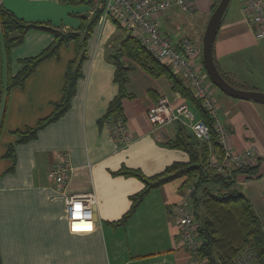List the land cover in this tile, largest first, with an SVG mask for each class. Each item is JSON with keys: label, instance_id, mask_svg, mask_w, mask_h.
<instances>
[{"label": "crops", "instance_id": "crops-1", "mask_svg": "<svg viewBox=\"0 0 264 264\" xmlns=\"http://www.w3.org/2000/svg\"><path fill=\"white\" fill-rule=\"evenodd\" d=\"M216 1L196 0L194 13H199L200 24L209 20ZM2 5L29 21L50 17L47 20L53 24V16H59L62 21L57 26L64 31L77 29L81 23L78 17L70 16L74 11L69 5L59 0H2ZM87 11L93 12L91 8L83 12ZM168 13L159 22L172 21ZM229 14L215 41L217 63L224 72L255 88L251 90L264 92V38L255 35V26L247 21L240 1ZM105 22H99L89 41V57L83 63L70 109L27 142H18L17 131L35 127L54 111L63 96L69 64L77 54L76 44L62 46L59 56L38 65L23 86L10 89L8 71L15 76L23 67L22 59L39 54L54 36L32 29L12 49L9 59L4 55L5 89L0 102V264H194L192 250L180 242L175 211L187 191L182 187V178L151 191L125 225L112 223L130 208L131 195L144 187L141 180L114 172L126 165L153 175L175 161L188 160V154L167 144L176 136V123L155 125L147 116L159 97L166 95L171 102L179 103L182 95L173 90L166 76L155 78L138 65L129 72L127 89L132 96L122 101L132 142L116 147L105 122L99 123L119 91L114 80L116 67L107 59V46L116 33V25L111 22L106 28ZM123 35L121 31L116 38ZM183 37L173 43L178 46ZM199 38L197 32L192 39L201 47ZM210 87L218 117L230 131L233 149L251 145L259 149L262 162L258 174L248 178L239 173L237 183L264 228V103L234 98L212 84ZM13 144L16 165L14 171L7 172L13 159L6 154ZM62 152L69 153L73 167L66 192L82 194L93 190L96 194L93 210L97 217L92 229L71 224L64 192L57 189L50 176Z\"/></svg>", "mask_w": 264, "mask_h": 264}, {"label": "trees", "instance_id": "trees-1", "mask_svg": "<svg viewBox=\"0 0 264 264\" xmlns=\"http://www.w3.org/2000/svg\"><path fill=\"white\" fill-rule=\"evenodd\" d=\"M59 2L70 6L89 5L93 12L92 14L88 11L73 12L72 14L75 17L80 18L81 23L77 29L64 31L60 26L54 25L51 22L28 21L18 17L11 10L3 7V5L0 7V51L3 56H6V59L7 57L8 59L10 58L12 49L21 44L26 34L32 29L44 30L52 33L54 36L53 42L39 54L22 59L23 67L15 76L10 74V70L8 71V89L16 85L23 86L38 65L46 59L59 56L62 46L68 45L71 42L76 44L77 54L70 62L66 72L61 100L55 104L54 111L41 119L35 127L28 128L25 131H17L20 137L18 142H27L35 138L40 129L58 120L70 109L72 98L76 92L77 82L83 74V63L89 57V41L93 36L95 28L104 17V1L59 0ZM219 2L220 0H217L213 5L212 12ZM107 20L113 22L124 35L119 39L116 38L107 46V59L116 67L114 80L119 85V91L110 101L107 112L99 120V123L102 124L108 119H114L112 117L114 114L124 116L122 101L124 98L132 96L127 89L129 72L135 65H138L155 78L166 76L170 79L173 84V90L182 95V101L193 107L197 119L205 121L210 129V140L202 141L186 125L176 122V136L174 139L168 141L167 144L172 148L186 152L188 160L175 161L163 171L153 175H147L139 168L126 165H123L119 170L114 172L115 175L135 177L144 183V187L131 195L130 208L120 219L112 222L113 225H125L151 191L167 182L182 178L183 188L187 189L190 186H194L195 188L192 194V203L196 221L198 220L197 222L199 223L198 236L201 239L198 256L203 261V264H232L235 258L247 247H250L256 254L258 263L264 264L263 224L253 204L237 183V175L239 173L245 174L248 178L256 176L259 172L262 159L258 157L256 164L248 165L245 168H236L230 177L217 174L215 169L210 165V156L211 154H215L217 158L221 159L224 155V149L219 140L220 135L215 128V118L202 105L201 100L196 97L193 88L182 75L175 73L170 66L157 59L142 45L137 37L126 32L112 16H109ZM213 56L220 72L229 83L242 89H255L248 83L224 72L220 68L215 55V43L213 46ZM201 57L207 81L211 85L213 82L206 71L203 55ZM3 60L5 59L3 58ZM8 66L11 69V61H9ZM5 70L6 67L4 62H2L0 77L3 91L5 89L3 81ZM225 127L228 129L227 126ZM6 156L13 159L12 165L7 170V172H12L16 165L14 144L9 147Z\"/></svg>", "mask_w": 264, "mask_h": 264}, {"label": "built area", "instance_id": "built-area-1", "mask_svg": "<svg viewBox=\"0 0 264 264\" xmlns=\"http://www.w3.org/2000/svg\"><path fill=\"white\" fill-rule=\"evenodd\" d=\"M105 2L103 20L112 16L126 32L137 37L142 45L157 59L161 60L172 70L182 75L193 88L196 97L215 118V128L219 133V140L224 149L221 159L211 154L210 165L217 174L230 177L236 168H245L257 163L259 149L251 145L235 151L232 147L231 134L218 117V105L212 95L201 61L202 48L189 37H183L178 46L164 34L160 27V18L173 7H178L186 13L196 11V0H96ZM247 21L255 26V35L264 38V0H239ZM2 0H0V7ZM1 28V22H0ZM0 51V71L4 62ZM3 60V61H2ZM3 87L0 77V102ZM1 113V110H0ZM147 116L155 125H168L181 122L186 125L202 141L210 140L209 126L202 119H197L196 112L185 101L174 104L164 95L152 106ZM116 147H125L132 140V134L124 116L119 115L105 122ZM73 167L68 152H62L50 170V176L56 182L57 189L64 192V203L67 217L71 224L94 227L93 206L97 201L93 190L80 194H69L66 185L72 174ZM194 186L187 188L182 200L175 205L178 218L180 242L193 252L194 264H203L199 259L198 250L201 239L198 236V225L195 218L192 194ZM79 205V208H77ZM232 264H259L256 254L247 247Z\"/></svg>", "mask_w": 264, "mask_h": 264}, {"label": "water", "instance_id": "water-1", "mask_svg": "<svg viewBox=\"0 0 264 264\" xmlns=\"http://www.w3.org/2000/svg\"><path fill=\"white\" fill-rule=\"evenodd\" d=\"M231 0H220L218 6L212 12L203 36V61L212 82L219 87L225 94L241 99H250L264 103V92L260 90H248L238 88L229 83L220 72L213 56V46L216 41L219 29L222 24L223 16ZM95 218L97 217L94 213Z\"/></svg>", "mask_w": 264, "mask_h": 264}, {"label": "rangeland", "instance_id": "rangeland-1", "mask_svg": "<svg viewBox=\"0 0 264 264\" xmlns=\"http://www.w3.org/2000/svg\"><path fill=\"white\" fill-rule=\"evenodd\" d=\"M238 4H239V0H231L230 1V4H229V6H228V8H227V10L223 16L224 20L227 19L229 12L231 14V12H233L234 9H236V7H238ZM21 7H23V6H21ZM69 7L74 12H78V11L83 12V11H86L90 8L89 5H71V6L69 5ZM168 14H169V16L172 17L171 18L172 21L169 22V21H166V19H162L160 22V25H161V28H162L164 34H166L172 41H175L179 37H181V36L183 37L186 35H189L190 37L194 38V37H196V33L198 32L200 35L199 45L203 49V36H204L205 28H206L208 21H205L204 23L202 22L200 24V22L198 20V16H200V15L198 12L190 14V13H186V12H184L178 8L171 10ZM70 16L74 17L73 14H71ZM53 17L55 19V22L53 23L54 25H58L57 23H61V21H62L61 17H59V16H53ZM49 18L50 17H47V19H49ZM47 19L42 20V21L49 22ZM105 21L106 22H105L104 26L106 28H108L110 26L109 24H111V21L110 20H105ZM116 29H115L116 33L113 34L112 41L116 38L117 33H118V35H121V31L117 27H116ZM212 84H213L212 85L213 87L218 88L219 91L221 90L214 83H212ZM181 102H182V100H181ZM174 104H176V103H174ZM191 108L194 110L193 107H191Z\"/></svg>", "mask_w": 264, "mask_h": 264}, {"label": "snow or ice", "instance_id": "snow-or-ice-1", "mask_svg": "<svg viewBox=\"0 0 264 264\" xmlns=\"http://www.w3.org/2000/svg\"><path fill=\"white\" fill-rule=\"evenodd\" d=\"M77 208H79V205H77Z\"/></svg>", "mask_w": 264, "mask_h": 264}]
</instances>
